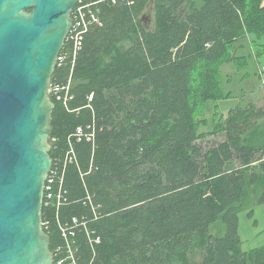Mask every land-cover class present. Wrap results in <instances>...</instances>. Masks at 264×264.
<instances>
[{"label":"trees","instance_id":"trees-1","mask_svg":"<svg viewBox=\"0 0 264 264\" xmlns=\"http://www.w3.org/2000/svg\"><path fill=\"white\" fill-rule=\"evenodd\" d=\"M93 9L101 25L75 58L64 47L51 79L70 85L66 104L50 94L63 193L62 205L42 210L51 250L65 247L58 223L76 219L79 264H264V245L242 250L238 216L264 202V108L250 103L199 130L209 125L204 108L230 98L221 67L244 58L237 45L264 47V0H106ZM78 130L94 138L79 140Z\"/></svg>","mask_w":264,"mask_h":264},{"label":"water","instance_id":"water-1","mask_svg":"<svg viewBox=\"0 0 264 264\" xmlns=\"http://www.w3.org/2000/svg\"><path fill=\"white\" fill-rule=\"evenodd\" d=\"M79 0H0V264H54L43 228L51 79Z\"/></svg>","mask_w":264,"mask_h":264},{"label":"rangeland","instance_id":"rangeland-1","mask_svg":"<svg viewBox=\"0 0 264 264\" xmlns=\"http://www.w3.org/2000/svg\"><path fill=\"white\" fill-rule=\"evenodd\" d=\"M153 13H147V23L152 20ZM237 56L244 57L233 63H225L221 67L220 81L224 93H231L228 100L217 104H209L201 119L209 121L208 126L200 127V132H208L215 125L213 119L227 120L231 112H238L250 103L257 108H264V47L252 46L248 40L237 45ZM222 116V117H220ZM258 136L264 142V118L259 121ZM224 134L209 137L203 142L205 149L224 140ZM236 168L240 167L236 162ZM262 191V190H261ZM261 195L263 194L260 193ZM239 235L242 250H254L264 245V202L252 203L239 212Z\"/></svg>","mask_w":264,"mask_h":264},{"label":"built area","instance_id":"built-area-1","mask_svg":"<svg viewBox=\"0 0 264 264\" xmlns=\"http://www.w3.org/2000/svg\"><path fill=\"white\" fill-rule=\"evenodd\" d=\"M106 0H79L77 5L75 6L73 13H72V27L69 32V35L66 39L64 47L69 45L70 51L75 58L77 55V52L80 51L82 47V42L85 37V35L89 32L92 25H101L100 20L96 14V11H94V7L105 3ZM118 0H112L113 4H116ZM98 10V9H97ZM69 51V50H68ZM66 50L61 51L57 65L61 66L63 65L64 61L67 58V55L70 54ZM69 88L70 85H68L66 88H60L59 86H55L51 84L50 87V94L53 92L55 96H57L59 99L62 98V101L66 104L69 98ZM65 91V95H60L61 92ZM93 98V95L90 96V100ZM90 129V127H89ZM78 136L79 140L84 137L89 141L94 138V133H87L85 135L82 134L81 130H78ZM71 153L73 154V150H71ZM264 160V157H263ZM60 180V174L58 169V164L56 163L55 166H53L52 162V168L51 171L47 177V181L45 184L44 189V202L43 206L46 207L50 206L51 203L54 201L60 206L63 203V193H62V184L59 185L58 183ZM78 221L75 219L73 226H78ZM84 225V223H83ZM50 223H44L43 222V228H49ZM59 230L61 232L62 237L65 240V247L64 248H58L56 249L54 253V264H79L77 258H76V252L73 246V238L75 236L74 227L69 226L68 224H62L58 223ZM90 236V234L88 233ZM96 241H99L97 239ZM90 244H92V239H90ZM62 251H64L65 255H61Z\"/></svg>","mask_w":264,"mask_h":264}]
</instances>
